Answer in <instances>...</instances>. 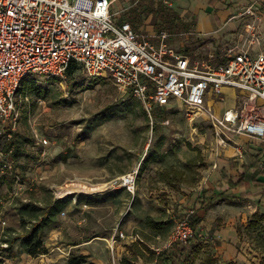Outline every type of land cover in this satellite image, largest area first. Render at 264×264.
I'll return each instance as SVG.
<instances>
[{
	"label": "rangeland",
	"instance_id": "1",
	"mask_svg": "<svg viewBox=\"0 0 264 264\" xmlns=\"http://www.w3.org/2000/svg\"><path fill=\"white\" fill-rule=\"evenodd\" d=\"M133 1L113 4L121 10L117 20H126ZM157 1H138L145 24L153 20L148 7ZM242 40L230 32L212 38L192 31L170 37L169 43L192 62L210 55L217 62L226 60L233 53L229 48ZM31 77L50 92L45 99L15 95L18 137L33 139L34 145H28L36 156L18 159L24 183L11 191L0 185V264H68L70 254L86 255L82 264H163L155 260L156 253L175 247L174 225L193 210L199 235L184 264H264V217L258 226L249 225L257 209L253 199L229 196L198 202V192L213 188L223 175L236 177L228 164L239 158L232 141H217L208 119L190 120L177 107H160L153 110L151 126L138 99L108 75L91 76L80 65L71 78ZM6 125L0 120V132ZM130 170H137L134 188L117 185ZM76 178L97 188L72 190L67 182ZM29 182L41 190L27 199L43 203L48 195L42 187L69 199L59 224L44 235L48 251L36 255L23 251L18 242L8 250L5 241L23 231L11 202L14 195H26ZM132 238L143 239L146 246L132 245Z\"/></svg>",
	"mask_w": 264,
	"mask_h": 264
},
{
	"label": "built area",
	"instance_id": "2",
	"mask_svg": "<svg viewBox=\"0 0 264 264\" xmlns=\"http://www.w3.org/2000/svg\"><path fill=\"white\" fill-rule=\"evenodd\" d=\"M117 1L0 0V120L15 128V95L25 78L62 76L70 63H76L91 76L108 75L138 99L151 126L154 109L177 107L190 120L208 119L219 143L232 134L264 142V51L239 49L226 60L213 62L210 55L192 62L168 43L165 28L134 27L128 20H117ZM225 87L236 91L237 103L219 108ZM7 160L11 167L14 160ZM136 173H123L117 185L134 188ZM189 214L174 225L171 237L176 244L194 238Z\"/></svg>",
	"mask_w": 264,
	"mask_h": 264
},
{
	"label": "trees",
	"instance_id": "3",
	"mask_svg": "<svg viewBox=\"0 0 264 264\" xmlns=\"http://www.w3.org/2000/svg\"><path fill=\"white\" fill-rule=\"evenodd\" d=\"M148 12H155L157 17L155 22L156 28H166L171 37L178 36L181 32H192V24L181 20L179 14L176 11L165 6V4L161 1H157L156 6L148 7ZM141 18L142 12H139L136 6H129L126 20L131 22V24L136 27L141 21ZM120 21H123V19ZM77 70L78 65L76 63H70L64 74L68 78H71ZM53 78L57 79L55 76ZM98 78L101 79V77ZM19 92L23 95V98L35 96L36 99H45L47 98L50 89L43 83H39L35 78L30 77L25 78L22 81L19 87ZM138 102L141 104L140 101ZM18 136H20L19 132H17L16 128H13L11 124H7L4 130L0 132V153L3 156L0 158V185H5L8 191L13 190L17 182L24 183L26 179L24 178V174L22 173L20 175V172L17 170L18 159L24 155L31 157L36 156V154H33L36 152L30 150L28 145H34L33 139L27 138L26 136L23 138ZM68 156V152L61 154L62 159H66ZM7 159L14 160V164H12L11 167H8L7 163L9 160ZM246 170L247 168L243 166L241 168L242 172L240 173V176L237 180L227 179L224 184H219L217 186V190L213 191L214 195L222 197L225 195L226 190L230 187H241L249 184L253 178L251 176H245L247 172ZM253 183L255 185L264 183V180H254ZM37 189L41 190V186H39ZM37 189L29 182L25 189V196L18 194L12 196L13 200L11 204H13V207L18 213L19 221L23 231L20 234L16 233L5 238V241L8 243V250L12 248L15 242H18L22 250L31 255L46 253L48 251L44 244V235L48 229L56 227L59 224L60 214L64 211L69 199H65L63 197L57 198L51 193L50 189L44 187H42V189L47 190V193H45L48 196L44 198L43 203H39L36 200L30 198L27 199V197L36 192ZM258 213V210H256L254 213L255 218L249 222L250 226H258L260 220L263 219V214ZM188 220L195 230L199 224V219L194 210L188 215ZM149 222L155 228L158 227L156 225V221L149 220ZM198 235V232L195 230L193 240L183 244L181 247L177 246L175 243V247L172 246L171 248H165L158 251L156 253L155 260L158 263L163 264H184L185 260L189 258L190 250L196 246L195 243ZM190 244L191 247L189 248ZM132 245L146 246V244H141V242H133ZM86 261V255L83 254H70L67 258L68 264H82ZM124 264L134 263H131L130 260H125Z\"/></svg>",
	"mask_w": 264,
	"mask_h": 264
},
{
	"label": "crops",
	"instance_id": "4",
	"mask_svg": "<svg viewBox=\"0 0 264 264\" xmlns=\"http://www.w3.org/2000/svg\"><path fill=\"white\" fill-rule=\"evenodd\" d=\"M138 1L134 0L128 5L136 6L138 11H140L141 7ZM159 1L162 2V0ZM170 2L172 7L164 3L165 6L176 11L181 20L191 23L194 33L197 32L200 36L216 38L219 34L222 35L224 32H230L231 34L243 36V40L229 49L233 51L246 49L253 54L264 51V0H171ZM156 4L157 2L151 6H156ZM246 8H249L251 12H246ZM147 13H153L154 16L153 20L150 18V24L146 23V25L144 23L145 21H143L144 17L142 15L141 21L136 27L142 26L148 29L153 27L155 29V22L157 20L155 12ZM248 24H252V28H247ZM170 37L171 35H169ZM169 38L168 43L170 42ZM224 91L226 95L225 101L219 103L218 107L234 106L237 103L236 91L229 87H225ZM229 141L234 143L233 148L235 154L239 156L237 160H230L228 164L229 172L236 173V177L226 174L223 175L213 188L202 189L198 192V202H209L214 199L228 198L229 196H243L244 198L249 197L255 201L253 203L257 206L256 210L259 209V206L264 209V183L256 185L253 183L254 180H264V142L246 134H232ZM245 152L249 154L248 160H245ZM243 166L247 168L245 176H251L253 178L251 182L241 187H230L222 197L214 195L213 191L217 190L219 184H224L227 179L237 180L242 172L241 168ZM236 189L239 191L238 193L233 192ZM259 189H261V192ZM199 225L200 222L195 229L198 233ZM131 240L132 243L143 242V239L140 238H132ZM176 245L181 247L183 244Z\"/></svg>",
	"mask_w": 264,
	"mask_h": 264
},
{
	"label": "bare ground",
	"instance_id": "5",
	"mask_svg": "<svg viewBox=\"0 0 264 264\" xmlns=\"http://www.w3.org/2000/svg\"><path fill=\"white\" fill-rule=\"evenodd\" d=\"M67 185L72 190H75V189H83V188H86V189H89L90 190V189L97 188V187H94L95 186L94 184H91V183H89L87 181L80 180L79 178L69 180L67 182Z\"/></svg>",
	"mask_w": 264,
	"mask_h": 264
}]
</instances>
